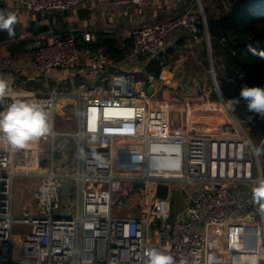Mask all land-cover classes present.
I'll list each match as a JSON object with an SVG mask.
<instances>
[{
  "label": "built area",
  "instance_id": "1",
  "mask_svg": "<svg viewBox=\"0 0 264 264\" xmlns=\"http://www.w3.org/2000/svg\"><path fill=\"white\" fill-rule=\"evenodd\" d=\"M87 1L0 0V10L19 6L30 18L68 12ZM158 1L113 3L137 6L144 13ZM181 1L186 4L184 11L131 29L126 35L131 47L122 62L155 61L188 38L184 55L165 54L168 62H160L162 72L176 79L182 62L194 56V44L206 39L214 88L193 80V94L185 95L181 108L186 114L181 126L175 125L180 111L177 100L152 104L154 96L165 90L163 73L157 75L146 67L113 73L118 62L103 49H85L74 34L51 30L37 38L27 28L18 31L17 39L35 41L29 80L49 81L84 65L96 81L107 80L108 86L81 85L65 94L50 86L40 91L17 90L52 114L53 128L50 135L40 138L45 143L38 149H12L0 141V264H145V253L151 248L166 250L175 264H264V213L252 209L256 204L252 189L264 176V136L257 144L253 124L247 126L260 115L248 113L246 121L236 115L237 110L245 111L247 101L222 93L201 0L173 4ZM222 2L217 18L232 7V0ZM94 39L93 34H84L86 43ZM219 66L224 72L225 66ZM11 70H23L22 64L0 60V75ZM224 78L236 83V76ZM149 88L154 89L152 94ZM60 98L70 100L68 107L75 104L78 130L74 134L56 129L57 111L65 108L58 103ZM237 100L231 107L229 101ZM10 102L6 98L1 111ZM259 120L264 125V117ZM65 135L74 138V151L67 140L57 144ZM253 148L260 149L259 154ZM135 163L141 167L139 175L116 171L118 166L131 170ZM17 180L24 186L15 214ZM175 182L181 184L177 204L171 198ZM160 184L169 186L167 199L157 197ZM119 187L118 194L125 196L124 216L113 213ZM16 225L25 226L26 233L15 234ZM211 230L224 235L227 251L223 254H210Z\"/></svg>",
  "mask_w": 264,
  "mask_h": 264
},
{
  "label": "crops",
  "instance_id": "2",
  "mask_svg": "<svg viewBox=\"0 0 264 264\" xmlns=\"http://www.w3.org/2000/svg\"><path fill=\"white\" fill-rule=\"evenodd\" d=\"M177 0H159L155 6L150 7L146 10V12L141 13L140 8L137 6H122L116 7L113 3V0H89L79 7H76L68 12H58L54 15H46L43 13L35 14L32 17H27L24 13L23 9L15 6H9L6 11L13 12L16 14L18 23L15 25V32L14 35L9 36L6 31H0V60L1 61H13L17 63H21L23 70L15 71H4L0 77L8 79L12 81L14 86L16 83L22 82L24 86L29 88L30 90H36L34 88L43 86H50L51 88L58 89L62 91V93L71 92L73 89L76 90L81 85L90 86L91 84L95 83L96 87H102L105 85V81L102 80H95L94 77L87 71L84 65L78 66L73 68L70 72H62L56 78L51 79L49 81L37 77L28 79V67L30 65L31 54L33 53V48L35 45L34 40H20L17 39V33L19 30L23 28H27L28 30L32 31L37 38L44 36L45 34L49 33L51 30H55L57 32H62L65 34H74L81 46L85 49H90L89 47H93L94 44H97L102 40V38L110 37L112 39H116L121 43L120 49H127L131 47V42L128 40L126 35L131 31L133 27L138 26H147L159 23L165 20L168 17H171L177 13L184 11L186 8V4L184 1H181L178 6H175ZM221 7L224 6L222 0H220ZM215 5V0H213V4H210L208 9H211ZM223 5V6H222ZM228 8V7H227ZM230 10V8H225L224 15ZM206 12V11H205ZM209 15V18H217V14L212 13ZM91 33L94 35V41L92 43H86L84 41V34ZM211 37V35H210ZM188 38L182 39L176 47L169 49L166 53L161 54L155 61L164 62V64L168 61L164 60V55L167 56L170 54L176 55H184L187 52L185 45L187 44ZM130 49V48H129ZM129 49L126 51L125 56ZM207 51V43L206 39L199 44H194V56H190L188 60L192 58L201 59L203 62L202 66L203 69L208 68L204 64L207 60H202L203 58V50ZM172 52V53H171ZM209 58L207 52V59ZM124 60V59H123ZM122 61L118 62L117 68L113 70V73L120 72L123 69L126 70H133L138 71L140 68H148L150 63H154L155 61L148 62L146 58H139L136 62L131 64H123ZM215 60H219L220 64L221 59L215 58ZM188 61L182 64H187ZM218 64V65H220ZM23 71V72H21ZM163 66H161L160 73H163ZM180 76L176 79H173L167 73H163L164 76V83H165V90L163 92L157 93L161 96V99L154 100L157 94L152 99V104L156 105L163 101L169 100H177L179 103L180 111L176 112L178 121L175 123L176 126L183 125L184 120H186V114L183 112L182 107H184L185 102V95L189 93H184V85L185 81L187 80L186 76V66L183 71H181ZM180 77V80H179ZM200 78V77H199ZM195 80V79H193ZM199 79L198 81H200ZM201 82V81H200ZM206 82V81H205ZM180 84L179 89L175 88V84ZM207 83V82H206ZM205 83V84H206ZM202 84V83H201ZM204 84V83H203ZM202 84V85H203ZM37 88V89H38ZM18 90V89H16ZM28 90V91H30ZM44 90V89H42ZM40 91V90H36ZM215 97V96H214ZM216 98V97H215ZM202 98H199V104H202ZM70 100L65 98V101L61 103L64 105L65 108L60 109L62 110V114L68 118L70 124V133H76L78 130L75 124L72 122V116H76V107L75 104L71 102L70 106L68 107V103ZM204 103V102H203ZM195 107H198L194 105ZM247 113V112H246ZM250 114V113H249ZM248 115V113H247ZM254 123V128H257V123L253 120L251 121L249 128H252V124ZM71 124L74 127H71ZM72 125V126H73ZM264 127V125H263ZM255 130V129H254ZM264 136V131H263ZM119 142V141H117ZM118 152H120V142L117 143ZM260 142V141H259ZM41 143H45L43 139H39L35 141L31 147L39 148ZM133 149L137 153H140V149L132 145ZM135 156V155H134ZM136 157V156H135ZM179 198L176 199L175 203L179 202ZM210 240H209V252L210 254L213 252L221 251L226 252V240L223 234H217L215 231L210 232ZM223 254V253H221Z\"/></svg>",
  "mask_w": 264,
  "mask_h": 264
},
{
  "label": "trees",
  "instance_id": "3",
  "mask_svg": "<svg viewBox=\"0 0 264 264\" xmlns=\"http://www.w3.org/2000/svg\"><path fill=\"white\" fill-rule=\"evenodd\" d=\"M208 24L214 57L221 59L227 77L236 76V83H226L224 77L220 80L227 98L240 97L244 86L264 87V0H232L230 10L221 18H209ZM233 37L234 41H230ZM120 47L118 40L107 37L89 48L103 49L111 60L120 62L130 48L121 50ZM202 55L207 58L205 49ZM147 70L160 75L159 61L150 63ZM246 110L254 113L247 105ZM238 114L241 116L242 111L238 110Z\"/></svg>",
  "mask_w": 264,
  "mask_h": 264
},
{
  "label": "clouds",
  "instance_id": "4",
  "mask_svg": "<svg viewBox=\"0 0 264 264\" xmlns=\"http://www.w3.org/2000/svg\"><path fill=\"white\" fill-rule=\"evenodd\" d=\"M18 19L15 13L0 10V31H6L9 36L14 35ZM27 93H20L12 81L0 77V104L6 98L11 102L6 109L0 111V141L6 142L12 149H21L30 142L38 141L52 132V114L38 101L27 99ZM240 97L247 101V108L264 117V87L244 86ZM239 101H229L233 103ZM250 144L251 141H246ZM259 154L260 149L253 148ZM252 199L259 205V211L264 213V176L258 178L252 189ZM145 264H175L173 257L163 249L151 248L146 251Z\"/></svg>",
  "mask_w": 264,
  "mask_h": 264
},
{
  "label": "rangeland",
  "instance_id": "5",
  "mask_svg": "<svg viewBox=\"0 0 264 264\" xmlns=\"http://www.w3.org/2000/svg\"><path fill=\"white\" fill-rule=\"evenodd\" d=\"M201 4H202L203 8L206 11L207 17H209V15L211 14L210 11H212V13H214V14H217V10L220 11V7H221L220 6V4H221L220 0H215V5L211 9H208L209 8L208 6L210 4H213V0H201ZM202 60H207V58L206 59L203 58ZM200 62H201V64H200ZM202 64H203V62L201 61V59H197L196 57L188 60V63L185 64L186 70H187V72L185 73L186 76H187V80L185 81V85H184V90L183 91H187V87H189V88H191L189 90V93L193 94V88H194L193 79L199 80L201 78H204L206 80L208 88H214V80L211 79L212 76L209 74L208 68L203 69ZM220 69L221 68L218 67L216 69V71H217V75H218V83L222 86L221 81H220L221 78H222L221 76L225 77L226 75L224 74V72H220ZM13 87L15 89H18V90H30L29 88H27L26 86H24V85H22L20 83H16L15 86L13 84ZM37 88L38 87H36L34 89L42 90V89H46L47 86L45 85L44 88H43V86H40L38 89ZM226 92L227 91L222 86V93L224 94L225 97H227ZM161 98L162 97L157 94V96L154 98V100L161 99ZM229 98H231V97H229ZM64 101H65V98H60L58 103H62ZM241 111H242V115L240 116L241 118L245 119V121L248 120V118L250 119V117L247 115V113H249V112L246 110V107H245V111H243V110H241ZM72 122H73V124H75V126L78 129V126H77L78 119L74 115L72 116ZM256 123H257V128H255V132L253 134V139L258 144L259 141H261L262 138H263L264 127L262 125V122L259 119H258V121H256ZM69 124H70V122H69L68 118H66L65 115L62 114V110L58 109V111H57V123H56L57 131L60 132V133L69 134L70 133ZM73 124H71V127H74ZM247 126H250V125L247 124ZM252 126L254 128V123H253ZM66 140L68 141L69 147L72 148V150L74 151V149H73L74 143H75L74 142V138L69 136V135L60 136V139L57 141V144L60 145V144L64 143ZM42 145L44 147L47 146L45 144H42ZM117 154L119 155V153H117ZM60 161H61V159L59 158V156H57L56 157V162H57L58 165L60 164ZM263 162H264V157H263ZM70 170L73 171L74 169H70ZM125 181H127L128 185L130 184L129 180H125ZM135 183H136L137 186H140L139 182H135ZM23 186H24L23 181L17 180L16 185H15V201H16L15 202V214H18V212H17L18 201L17 200L19 199L20 192H21V189L23 188ZM180 187H181L180 182L179 183L175 182L172 185L171 198H172V201H174V202L176 201L177 198L180 199V197H181V189H180ZM121 191H120V187H119L117 189V191H116V194L114 195L113 213L115 215H118V216H121V215L124 216L125 215L124 208H125V203L126 202H125V196L124 195H121V196L119 195V194H121L120 193ZM252 209H254L255 211L257 210V213H258L259 206L254 204ZM256 219H258V218H256ZM26 231H27V228L25 226H19V225L14 226V233L15 234H23V233H26Z\"/></svg>",
  "mask_w": 264,
  "mask_h": 264
},
{
  "label": "water",
  "instance_id": "6",
  "mask_svg": "<svg viewBox=\"0 0 264 264\" xmlns=\"http://www.w3.org/2000/svg\"><path fill=\"white\" fill-rule=\"evenodd\" d=\"M210 42H211V40H210ZM211 45H212V43H211ZM161 54H163V52ZM204 64L206 66H208L209 62L208 61H205ZM216 64L217 65L220 64V61L219 60H216ZM184 68H185V65L184 64H181L180 70L183 71ZM200 81L203 84L205 82V79L204 78H201ZM105 85H106V87L108 86V81L105 82ZM153 91H154L153 88H149L148 89L149 94H152ZM1 110H2V105L0 104V111ZM168 196H169V186L166 185V184H160L159 187H158V191H157V197L160 198V199H167Z\"/></svg>",
  "mask_w": 264,
  "mask_h": 264
},
{
  "label": "bare ground",
  "instance_id": "7",
  "mask_svg": "<svg viewBox=\"0 0 264 264\" xmlns=\"http://www.w3.org/2000/svg\"><path fill=\"white\" fill-rule=\"evenodd\" d=\"M236 115L238 116V117H240V115L238 114V110H237V112H236ZM123 130V129H122ZM120 142V141H119ZM119 142H117V143H119ZM34 144V142H30L27 146H29V147H31V145H33ZM31 148H33V147H31ZM34 149H37V148H34ZM119 149V148H118ZM117 156H118V154H117ZM116 171H119V172H121L122 174H124L125 172H127V173H136V175H139L141 172V167L139 166V164L138 163H135V165L133 166V168L131 169V170H128V169H126L125 167H119L118 166V168H117V170Z\"/></svg>",
  "mask_w": 264,
  "mask_h": 264
}]
</instances>
